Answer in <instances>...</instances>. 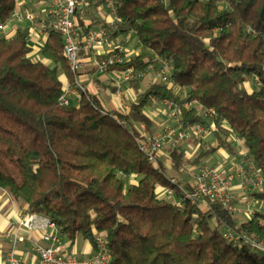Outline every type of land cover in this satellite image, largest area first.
Here are the masks:
<instances>
[{
  "label": "trees",
  "instance_id": "trees-1",
  "mask_svg": "<svg viewBox=\"0 0 264 264\" xmlns=\"http://www.w3.org/2000/svg\"><path fill=\"white\" fill-rule=\"evenodd\" d=\"M17 1L0 0V24ZM116 10L122 45L134 33L140 52L114 70L149 71L155 56L172 64L169 83L139 92L141 80L131 82L137 99L126 112L103 114L92 93L60 106L73 81L61 35L46 40L42 60L33 58L30 30L0 35V192L49 218L72 246L82 238L96 248L103 235L112 264H264V252L224 239L232 229L264 241V191L252 194L262 210L246 222L217 205L203 210L183 200L162 162L155 166L137 143L139 128L156 132L146 109L195 102L181 110L182 126H208L202 110L217 118L208 139L193 138L202 149L194 163L219 149L235 152L238 137L264 177V0H116ZM251 78L258 90L245 87ZM169 156L183 170L186 152ZM159 189L174 190L181 205Z\"/></svg>",
  "mask_w": 264,
  "mask_h": 264
},
{
  "label": "built area",
  "instance_id": "built-area-1",
  "mask_svg": "<svg viewBox=\"0 0 264 264\" xmlns=\"http://www.w3.org/2000/svg\"><path fill=\"white\" fill-rule=\"evenodd\" d=\"M29 1H35V4L29 5ZM79 21H82L84 26H81ZM14 22H30L31 26L26 28L30 30L29 41L32 38L43 40V43L35 47L33 55L41 53L51 34L62 36L64 55L73 75V81L65 82L63 94L59 99L62 107L73 106V103L78 106L83 96L90 93L88 87L79 79L80 74L88 68L101 75L115 72L117 77L112 84L118 101L116 110L120 112L129 110L130 103L125 95V87L131 86L133 80L142 81L150 71H156L161 82H170L172 64L158 56L154 57L149 71H138L133 67L125 71L113 69L128 64L133 56L139 54L129 51L121 43V22L116 10V0H18L11 19L5 24H0V34L4 35L7 26ZM161 103L166 107L169 119L174 120V125L159 134L145 135L137 139L140 151L158 168H161L160 159L166 151L181 148L193 138L208 139L216 130L217 118L213 110H204V117L209 121L208 126L184 127L180 124L181 110H190L197 106V103L177 104L169 100ZM107 112L104 108L103 114ZM235 139L236 137L234 141ZM185 166L186 163H183V168ZM194 172V180L189 184V188L182 185L181 181L169 178L170 183L180 190L184 201L202 209L217 205L229 215L235 217L244 214L248 220L257 213L256 208L260 206L251 196L263 191L264 177L245 150H242L241 158L232 167L201 165L195 167ZM236 180L239 181L244 197V208L237 205L238 198L234 191ZM166 194L173 196L175 191L166 190ZM19 227L20 231H44L45 245L37 242L33 247L38 257L35 264H112V251L103 235L96 237L95 253L87 259H80L63 251L60 247L62 237L55 223L49 218L29 213L19 222ZM20 231L12 235V248L6 254L3 264H22L16 250L23 241ZM224 239L228 243L248 245L264 252V241L254 234H242L229 229L225 231Z\"/></svg>",
  "mask_w": 264,
  "mask_h": 264
},
{
  "label": "crops",
  "instance_id": "crops-1",
  "mask_svg": "<svg viewBox=\"0 0 264 264\" xmlns=\"http://www.w3.org/2000/svg\"><path fill=\"white\" fill-rule=\"evenodd\" d=\"M15 24L16 22L7 26L4 35L2 34L0 35L10 38V37H13L18 30L24 29V28H19ZM41 43H43V40L40 41V40H37L36 38H32L30 40V45L32 46L33 49H35V47H37V45H40ZM126 47L129 51L134 52L135 54L140 52L139 47L136 49H132L129 47V44ZM36 54L40 55L41 53H35L33 55V58L36 60H41V58L37 57ZM116 77L117 75L115 74V72H110L108 74L101 75V74H98L96 71H94L92 68H88L86 71L80 74L79 79L82 81V83H84L88 87L89 92L92 93L94 96H96L100 100L102 107L107 109L106 107L108 106L109 107L108 111H114L117 109L118 101H117V98L114 92L115 90H114L112 81ZM141 83L142 82L138 84L139 92H143L141 91V88H140L142 85ZM129 87H125V95L128 98L127 99L128 102L132 103L136 101L137 94L132 87L131 88ZM103 92L105 93V96L102 95ZM153 108L154 107L150 109H153ZM145 112L155 123L156 132L154 135L159 134V132L162 131L163 128L165 127L164 122L166 119H161L157 112L150 113V114L147 111ZM173 121L174 120L170 121L172 126L174 125ZM139 130L144 136L146 135V131L144 129L139 128ZM193 142L187 141L180 148L181 150L186 152L188 158L190 157L189 155L190 153L188 152V149H187L188 145L186 143H193ZM210 142H211L210 144L215 146L214 142L212 141ZM237 145L241 146L240 151L245 150L242 141H240L239 144H237L236 142H233L235 152L229 153V150L227 149H219L215 153L211 154L210 156L212 157L215 163L220 162L219 166L225 165L227 167H232L234 163H237L239 161L238 158H240V156H238V153L236 151ZM160 161L162 162V165L168 172L167 175L171 178L178 179L177 175L175 174L177 173V171H175L172 168V164H171V160L169 156V150L165 152L164 156H162ZM194 167L195 166H193V168L192 167L190 168V167L185 166L183 170L180 171V173H185L186 179L191 178L189 182L188 181L185 182V185L191 184L193 182L194 173H195ZM181 180L183 181V179ZM133 181H135V179ZM234 191L238 198V203H237L238 207H245V204L243 202L244 197L242 195V191L240 189L238 180L234 182ZM159 195L161 198L167 199L166 190L159 189ZM174 203H176L177 205H181V200L175 201ZM203 210H206V209L203 208ZM28 215H29V212H28L27 206H25L21 202L14 201L7 193L0 192V264L4 263L6 254L12 248V243H13L12 235L20 231L19 222ZM240 215H243L244 217L247 218V216L244 214H240ZM236 216L235 218L237 220ZM237 222L242 223V222H239L238 220ZM20 232L23 235V241L17 246V249H16L18 252L19 259L22 264H35L38 260V257L33 251V247H34V244L37 242L45 245V242L43 241L44 231L36 230L33 232H29L26 229H21ZM60 247L63 249V251L69 254L75 255L76 257L80 259H87L95 253V247L90 242L85 241L82 238L77 239L76 243L73 246L65 238H61Z\"/></svg>",
  "mask_w": 264,
  "mask_h": 264
},
{
  "label": "rangeland",
  "instance_id": "rangeland-1",
  "mask_svg": "<svg viewBox=\"0 0 264 264\" xmlns=\"http://www.w3.org/2000/svg\"><path fill=\"white\" fill-rule=\"evenodd\" d=\"M28 4L29 5H33V4H35V1H29ZM104 13H106V12H104ZM95 17H97L96 14H95ZM91 18L93 19L94 17L91 16ZM15 25L18 26L19 28H25L26 29V28H28V27L31 26V23L30 22H24V23H16ZM128 44H129V47L132 48V49H136V48L139 47V41L136 38V36H135L134 33H130ZM37 57H40L41 60H42L41 54L40 55H37ZM160 80L161 79L159 77V74L156 73V71H155V73L153 71H150L148 73V75L141 81L142 82L141 83L142 85L140 87L141 88V91H145L146 88L148 87V85L150 83H152L154 81H160ZM245 87L249 91L258 90L260 88L258 81L256 79H254V78H251V79L247 80ZM102 95L105 96V93L103 92ZM107 102H108V100H107ZM72 105L75 106V103H73ZM153 107H154L153 109L148 108V109H146V111L149 114L150 113L157 112L158 115H159V117L161 119H166L165 122H164L165 123V127L163 128L162 131H160V132H163L164 130H166L167 128H169L170 126H172V124L170 122L171 120L167 116L168 115L167 109H166V107L162 103H157ZM106 108H107L106 110H109V107L108 106ZM202 112H204V110H202ZM147 135H149V134L146 133V136ZM238 139L239 138L236 137L235 141L237 142ZM193 141H194V139L190 140V142H193ZM194 142L193 143H186L188 145L187 146L188 152L190 153L189 154L190 157L185 162L187 167H190V168L192 167L193 168V166L197 167L199 165H209V166H219L220 165V162L215 163L213 161V159H212L211 156L205 157L204 159H202V161H201L200 164H195L194 161L200 156V154L202 153V149H201V146L198 143H194ZM239 143L240 142H237V144H239ZM236 147H237L236 148V151L238 153V156H240V158H241V153H242V151H240L241 146L237 145ZM229 153H231V152L229 151ZM240 158H238V159H240ZM167 174H168V172H167ZM175 174L177 175V178L182 182V185H185V182H187V181L189 182V180L191 179V178L190 179H186L185 173H180V171L177 172V173H175ZM181 179H183V181ZM167 199L170 202H175V201L181 200V198L176 193L173 196H167ZM251 199L253 200L252 196H251ZM241 208H244V207H241ZM256 209L257 210L258 209L259 210H262V208H260V207H258ZM236 217H237V220L239 222H246V221H248V219L246 217H244L243 215H240L239 214ZM216 223H217L216 219L213 218L212 219V224L215 226Z\"/></svg>",
  "mask_w": 264,
  "mask_h": 264
}]
</instances>
